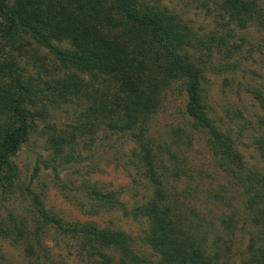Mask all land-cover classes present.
Returning <instances> with one entry per match:
<instances>
[{"label": "trees", "instance_id": "16d2710c", "mask_svg": "<svg viewBox=\"0 0 264 264\" xmlns=\"http://www.w3.org/2000/svg\"><path fill=\"white\" fill-rule=\"evenodd\" d=\"M215 1L238 28L254 22L264 28L260 0ZM226 42L221 35L200 37L166 7L145 0H0V187L9 189L18 178L11 158L36 128V120L44 118L49 103L57 102L56 97L78 99L84 110L81 121L68 129L50 128L45 135L55 154L65 147L74 149L79 138L105 126L138 142L142 152L133 153L142 161V174L154 185L153 195L132 210L135 218L145 219L143 238L152 251L149 256L138 254L133 238L121 229L100 227L93 221L65 222L50 214L29 188L39 212L35 227L30 230L9 212L6 219L0 217V238L23 245L26 255L43 259L42 264H70L54 259L44 245L48 224H56L63 237L76 239L82 264H220L207 255L205 232L192 209L168 193L156 163L160 159L147 135L148 122L159 110L164 91L179 83L186 92L185 112L192 128L207 134L209 149L222 170L236 179L250 225L257 228L243 264H264V174L245 165L235 139L209 115L201 86L204 67L192 54L210 56ZM231 46L241 48L228 45L229 56L234 52ZM40 49L48 50L69 71L68 76L54 79L53 85L44 81L45 86L38 77L33 79L21 66V58L41 56ZM255 96L264 108L262 93L257 91ZM254 140L264 163V133ZM86 186L94 202L90 213L118 203L114 192ZM222 222L232 229V217ZM114 252L119 254L117 261Z\"/></svg>", "mask_w": 264, "mask_h": 264}, {"label": "rangeland", "instance_id": "374dc122", "mask_svg": "<svg viewBox=\"0 0 264 264\" xmlns=\"http://www.w3.org/2000/svg\"><path fill=\"white\" fill-rule=\"evenodd\" d=\"M145 1L166 7L202 38L221 35L226 39L227 46L222 45L221 51L214 49L210 56L192 52L204 67V100L209 115L235 139L245 165L264 174V163L254 146L255 136L264 133V108L255 96L260 91L264 97V28L257 22L238 28L215 0ZM260 1L264 7V0ZM232 43L241 48L237 51L231 46L234 52L229 56L225 49ZM39 51L41 56L22 57L21 66L33 79L38 77L41 86L44 81L53 85L54 79L68 76L69 71L48 50ZM56 98L57 102L49 103L44 118L36 120V128L11 158L18 178L9 189L0 187L1 219L11 212L30 230L35 227L39 212L32 193L26 189L29 188L39 195L41 206L50 214L65 222L93 221L100 227L121 229L133 238L138 254L151 255L143 238L145 219L132 215V210L154 193V185L142 174V161L133 153L142 152V147L129 134L103 126L91 136L79 138L74 149L65 147L55 154L45 135L50 128L68 129L81 121L84 110L78 99ZM185 104L184 87L176 83L164 91L159 110L148 122L147 135L160 159L156 163L170 196L192 209L194 220L201 223L207 255L214 256L220 264H243L248 257L246 247L256 238L257 228L250 225L242 189L234 177L222 170L206 143L205 131L192 128ZM66 155L71 158L66 160ZM86 184L114 192L118 203L100 206L96 213H90L94 202L86 194ZM228 217L233 218L230 231L222 222ZM44 233L43 243L54 259L83 263L76 239L63 237L56 224H48ZM112 255L117 261L119 254ZM42 262L26 255L23 245L0 238V264Z\"/></svg>", "mask_w": 264, "mask_h": 264}]
</instances>
